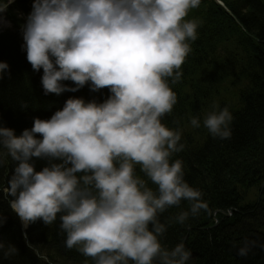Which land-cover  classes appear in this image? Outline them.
Segmentation results:
<instances>
[{
	"label": "clouds",
	"instance_id": "clouds-1",
	"mask_svg": "<svg viewBox=\"0 0 264 264\" xmlns=\"http://www.w3.org/2000/svg\"><path fill=\"white\" fill-rule=\"evenodd\" d=\"M13 2L0 0V13ZM200 3L34 0L21 25L22 49L32 69L43 70L44 94L90 85L111 95L102 103L69 98L20 135L0 126V166L8 158L15 165L0 191L25 225H52L59 215L65 246L94 264H190L183 241L168 248L162 238L169 222L183 225L208 204L185 180L183 161L172 159L185 148L182 131L162 120L177 103L170 85L181 80L189 41L197 39L199 24L186 17ZM9 68L0 62V78ZM233 121L230 108L218 104L202 121L190 117L193 128L221 140L232 138ZM34 158L46 166L37 171ZM182 201L188 209L161 222ZM253 246L245 240L237 254L245 257ZM0 252L8 258L18 249L0 241Z\"/></svg>",
	"mask_w": 264,
	"mask_h": 264
},
{
	"label": "trees",
	"instance_id": "trees-1",
	"mask_svg": "<svg viewBox=\"0 0 264 264\" xmlns=\"http://www.w3.org/2000/svg\"><path fill=\"white\" fill-rule=\"evenodd\" d=\"M220 1L223 5L201 0L202 12L200 7L189 10L186 19L199 24L197 39L189 41L181 80L170 85L177 103L162 120L182 131L185 148L172 159L183 161L185 180L202 193L208 209L183 225L169 222L162 244L173 248L183 241L193 254L190 264H264V0ZM33 3L14 0L0 13L12 23V28L0 30V62L10 66L0 78V126L15 129L17 135L30 129L34 118L50 119L69 98L102 103L111 95L108 88L93 92L90 85L44 94L43 70L34 71L22 49L21 25ZM214 104L228 106L234 115L231 139L213 138L203 126L190 124V117L202 121ZM34 160L37 171L46 166V161ZM14 166L10 158L0 166V186H6ZM256 188L258 196L250 198ZM9 199L0 191V241L15 245L18 252L8 258L0 252V264H94L75 247L65 246L59 215L52 225L38 220L24 230ZM188 207L182 201L163 213L161 222ZM245 240L254 246L241 257L237 252Z\"/></svg>",
	"mask_w": 264,
	"mask_h": 264
},
{
	"label": "rangeland",
	"instance_id": "rangeland-1",
	"mask_svg": "<svg viewBox=\"0 0 264 264\" xmlns=\"http://www.w3.org/2000/svg\"><path fill=\"white\" fill-rule=\"evenodd\" d=\"M199 7H200V9H201V12H202V6H198V9H199ZM200 12V13H201ZM200 16V15H199ZM12 27V25H11V23L8 21V19L7 18H5L4 16H1L0 17V30H5V29H8V28H11ZM264 184V183H263ZM257 191H258V189L256 188L255 190H253V194L250 196V198H254L255 199V197H257L258 195H257ZM228 216H230L229 215V213H228ZM219 222V220L218 219H216V223H218ZM24 229V228H23ZM25 230V229H24Z\"/></svg>",
	"mask_w": 264,
	"mask_h": 264
},
{
	"label": "bare ground",
	"instance_id": "bare-ground-1",
	"mask_svg": "<svg viewBox=\"0 0 264 264\" xmlns=\"http://www.w3.org/2000/svg\"><path fill=\"white\" fill-rule=\"evenodd\" d=\"M24 227L26 226L24 223H23Z\"/></svg>",
	"mask_w": 264,
	"mask_h": 264
},
{
	"label": "water",
	"instance_id": "water-1",
	"mask_svg": "<svg viewBox=\"0 0 264 264\" xmlns=\"http://www.w3.org/2000/svg\"><path fill=\"white\" fill-rule=\"evenodd\" d=\"M264 185V184H263ZM229 215H231V213H229Z\"/></svg>",
	"mask_w": 264,
	"mask_h": 264
}]
</instances>
